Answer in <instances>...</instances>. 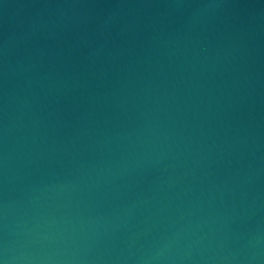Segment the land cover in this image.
<instances>
[{
    "label": "water",
    "instance_id": "obj_1",
    "mask_svg": "<svg viewBox=\"0 0 264 264\" xmlns=\"http://www.w3.org/2000/svg\"><path fill=\"white\" fill-rule=\"evenodd\" d=\"M0 264H264V0H0Z\"/></svg>",
    "mask_w": 264,
    "mask_h": 264
}]
</instances>
